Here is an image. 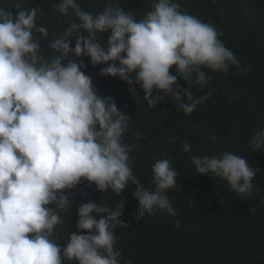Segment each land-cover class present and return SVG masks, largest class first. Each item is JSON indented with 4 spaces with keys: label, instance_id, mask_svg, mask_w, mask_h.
<instances>
[{
    "label": "clouds",
    "instance_id": "clouds-1",
    "mask_svg": "<svg viewBox=\"0 0 264 264\" xmlns=\"http://www.w3.org/2000/svg\"><path fill=\"white\" fill-rule=\"evenodd\" d=\"M54 11L69 20L62 33L38 25L44 11L28 0L0 4V264H121L114 229L128 227L120 219L123 200L115 208L81 201L76 227L86 232L69 233L61 248L56 226L71 206L65 190L87 181L120 195L131 183L137 220L158 210L176 216L166 192L177 188L178 175L163 158L152 166V188L137 179L130 167L133 148L123 142L129 116L111 97L98 95L77 58L107 64L102 76L139 85L148 107L171 95L185 115L212 93L197 97L190 87H176L178 78L205 87L211 78L204 69L227 74L233 66L240 70V61L216 27L182 11L179 0H154L140 20L117 6L93 15L78 0H58ZM104 33L106 46L99 38ZM47 38L52 42L45 45ZM249 147L264 152V128L254 131ZM183 151L190 152L191 145L184 142ZM190 159L195 174L219 176L241 196L256 190V169L233 152Z\"/></svg>",
    "mask_w": 264,
    "mask_h": 264
},
{
    "label": "trees",
    "instance_id": "trees-1",
    "mask_svg": "<svg viewBox=\"0 0 264 264\" xmlns=\"http://www.w3.org/2000/svg\"><path fill=\"white\" fill-rule=\"evenodd\" d=\"M16 2L0 0L7 7ZM28 2L44 11L38 25H47L50 33L63 32L69 20L54 11L58 0ZM78 2L93 15L106 6H117L131 11L140 20L152 10L154 0ZM179 3L182 11L214 25L219 39L241 65L240 70L233 66L227 74L204 69L211 78L205 87L189 86L178 78L176 87H190L197 97L212 93L193 113L185 115L171 95H165L156 107H148L139 85L129 86L119 77L102 76L100 71L107 64L93 66L90 57L77 58L78 63L84 61L83 71L92 78L98 95L111 97L118 109L129 116L130 127L123 142L133 148L129 154L130 167L137 179L146 188H152L153 164L163 158L172 161L178 175L177 188L168 190L166 195L177 215L158 210L137 220L138 201L132 195L135 185L129 183L118 195L111 190L98 191L94 184L82 181L75 189L65 190L71 206L61 213L63 223L56 226L59 235L55 239L63 248L69 233L86 232L76 227L75 210L81 201L115 208L122 199L124 209L120 219L128 227L114 229V248L122 252L121 264H264V152H252L249 147L254 131L264 128V0H179ZM107 37L108 33L99 37L105 46ZM70 39L74 46L75 37ZM51 42L47 38L45 45ZM44 51L48 52L46 46ZM170 73L176 74L175 66ZM130 87L135 88V93H130ZM184 142L191 145L188 153L183 151ZM224 151L246 159L249 167L256 169L253 180L256 190L251 196L236 193L219 176L195 174L192 155L220 156Z\"/></svg>",
    "mask_w": 264,
    "mask_h": 264
}]
</instances>
